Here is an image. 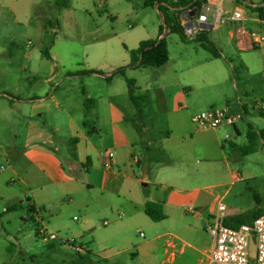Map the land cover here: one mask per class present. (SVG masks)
<instances>
[{"label": "rangeland", "instance_id": "rangeland-1", "mask_svg": "<svg viewBox=\"0 0 264 264\" xmlns=\"http://www.w3.org/2000/svg\"><path fill=\"white\" fill-rule=\"evenodd\" d=\"M3 1L14 6L20 23L14 22V17L7 10L0 17V73L1 71H63L59 94L65 96L64 89L72 87V95L75 90L79 93L75 94L74 99L85 100L83 95L85 87L101 85L98 83L106 85L107 80L91 77L89 79L93 83H90L84 78H72L67 75L77 71H114L120 66L128 65L130 50L135 48L134 45L140 40L157 37L159 27L163 23L157 7L154 4H146V0H71L66 9L58 8L53 0ZM33 1H37L35 5L30 4ZM251 1L260 3L263 0ZM215 2L216 4L224 2L228 11L232 7V2L228 0ZM49 19L59 20L58 28L46 24ZM42 36L43 42L40 40ZM165 36L170 46V61H167V64L127 67L124 70L125 74L114 75L110 89L119 93L116 99L120 102L128 101L127 79L135 82L137 94L145 93L139 89V86H147L153 80V71H232L234 80L238 83V90L243 94V99L248 105L262 102L264 48L249 50L237 48L229 37L225 25L207 29L208 39L220 52L218 58H215L212 51L203 46L199 40L189 38L190 41H182L174 32H167ZM54 41L57 51L55 63L43 54V51L49 49ZM111 66L115 68L111 69ZM180 78L188 79V76L183 74ZM1 85H4L3 81ZM219 87L223 92L217 91L216 86L201 88L202 92L215 94L214 98H207L203 102H197L196 90L190 94L189 109L178 112H160L155 94L149 87V95L146 93L148 101L144 103L142 112V117L146 115L145 122L150 127V130H146L144 134L145 138L154 136L155 131L159 133L169 128L173 130L172 138L154 142L156 144L154 153L156 152V156L161 161L155 160L151 163L154 171H151L149 176L154 179L158 171L169 167L168 164L177 168L186 167L191 174L189 180H186L187 191H191V188H201L199 195H205L209 190H213L214 194L223 196L228 210L235 215L255 211L264 214V141L259 140L257 151L242 154L240 147L235 148L230 141L222 140L223 148L217 146L213 149L214 153H211L203 148L202 141H198V134L194 138L191 137L197 132L195 128L198 124L194 119L196 115L212 107H224L225 104L221 103L225 100L223 96L231 93L234 98L237 94L229 82L221 83ZM211 99H217L219 102L211 103L214 106H210ZM243 118L239 124L241 134L234 135V128L228 126L233 141L240 146L248 143L246 133L249 123L255 129L264 127V114L258 111ZM65 124L61 134L64 138H68L67 122ZM0 135L4 142L3 145L0 142V264H107L109 261L98 255L101 249L92 245L93 229L84 231L79 236L75 234V230H81L86 212L71 203L67 195L60 199L64 203L60 216L62 228L59 231H49L58 232L66 239L75 237L77 240L75 245L79 246L80 250L60 239H44L39 233L38 221L31 217L26 203L22 206L18 205L17 208L10 206L8 211H4V206H9L10 199L6 183L9 168L5 160V151L13 137L11 129L3 124H0ZM136 152L138 154V151ZM58 154H63L62 149ZM142 169L141 163H136L131 158V168L128 172L140 177L145 175L141 174ZM231 171H239L243 180L235 182L226 192L229 185L225 184L232 180ZM85 173L86 170L80 168L74 174L83 177ZM15 181L17 182V179ZM140 185L145 189L144 191L149 188V186L144 187L142 182ZM101 193V190L95 189L87 196L91 204L87 216L92 226L101 227L95 235L104 231L105 227L113 228L123 223L130 226L132 220L122 199L117 195L103 192L104 200L99 202L97 197H101ZM105 221L107 224H104ZM136 225L139 224L132 223L127 229L123 228L122 235H139V231L135 230ZM111 244H114L113 240ZM254 251L253 243L252 254ZM122 258L133 260L130 252L124 253Z\"/></svg>", "mask_w": 264, "mask_h": 264}, {"label": "crops", "instance_id": "crops-1", "mask_svg": "<svg viewBox=\"0 0 264 264\" xmlns=\"http://www.w3.org/2000/svg\"><path fill=\"white\" fill-rule=\"evenodd\" d=\"M36 2L30 4L35 5ZM53 2L56 4V0ZM260 3H264V0ZM56 6L61 8L57 4ZM5 10L12 14L14 22L20 23L14 6L0 0V17ZM46 24L58 28L59 20L49 19ZM248 24L253 30L264 31V20L259 21L254 17ZM228 35L236 46V41L230 36L229 31ZM159 36L158 32L157 37ZM43 39L42 36L40 40L43 42ZM55 44L54 41L47 49L51 58H48L43 51L45 57L54 63L57 59ZM138 44L134 47L136 48ZM168 48L170 55L169 43ZM114 68L115 66H111V69ZM102 72L109 75L112 73V71ZM62 73L63 71H1L0 73V124L10 128L13 137L5 151V160L9 168L6 183L10 199L9 206H4V211H8V208L14 204L22 206L26 203L31 217L38 221L39 227L59 231L62 228L60 216L64 206L60 199L67 195L71 203L86 212L81 230H75V234L79 236L84 231L93 229L92 245L101 249L98 255L109 261L107 264L160 263L168 257L171 249L168 245L169 235L187 243L177 251L175 255L177 261L188 264L198 263L212 247V237L207 225L212 220L215 201L219 198L223 199V196L214 194L213 190H209L205 195H199L201 188H191V191H187L186 180H189L191 174L186 167L177 168L168 164L169 167L158 171L155 178L151 179L149 173L154 171L151 163L155 160L161 161L156 156V152L154 153L156 148L154 142L172 138L173 130L169 128L159 133L155 131L154 136L145 138L146 130H150L145 122L146 115L142 117L143 115L137 113L129 96L128 101L120 102L116 99L119 93L110 89V82L114 76L108 79L109 75L98 73L67 75L72 78H84L90 83H93L89 79L91 77L101 78L107 80V83L85 87L83 89L85 100L74 99L78 90L72 95V87L65 88V96H60ZM153 73V80L147 86L140 85L139 89L149 95L151 88L160 112L189 109L190 94L196 90L197 102L214 98L215 94L201 91L204 86H216L217 91L223 92L219 85L229 82L237 91L234 98L231 93L223 96L225 100L221 103H224V107L231 112L241 113V120L235 124L225 123L215 129H203L197 126L195 128L197 132L191 135L194 138L198 134V141H202L203 148L211 153H214L213 149L217 146L223 148L222 140L230 141L235 148L241 147L233 141L228 126L234 128V135H239L242 133L239 124L245 115L264 111L256 106L257 103L264 105V92L262 91V102L248 105L243 99V94L238 90V83L234 80L232 71H153ZM183 74H186L188 79H181L180 75ZM1 81L4 85H1ZM86 99H89L88 105ZM218 102L217 99H211L209 104ZM65 122L68 127V138H64L61 134L66 126ZM0 142L3 145L1 135ZM61 149L62 155L58 154ZM111 151L113 155L109 156ZM134 155L138 157L134 158ZM131 158L134 162L141 163L143 168L141 174L144 173V176L139 177L128 172L131 168ZM80 168L87 172L83 177L74 174ZM231 177L232 180L225 184L229 185L226 192L235 182L243 180L239 171H231ZM140 182L144 187L149 186V188L144 191ZM95 189L102 191L101 197H97L99 202L104 200L103 192L117 195L122 199L132 223L139 224L135 226L139 235H122L123 228L127 229L132 223H129L130 226L123 223L113 228L105 227L104 231L95 235L101 227L92 226L87 216L88 209L91 208L87 196ZM147 201L159 202L163 207L165 218L160 221L152 220L144 210ZM233 215L235 214L227 207L226 218ZM104 224H107V221ZM67 239L77 241L75 237ZM111 240L114 244H111ZM126 252H130L133 260L122 258Z\"/></svg>", "mask_w": 264, "mask_h": 264}, {"label": "built area", "instance_id": "built-area-1", "mask_svg": "<svg viewBox=\"0 0 264 264\" xmlns=\"http://www.w3.org/2000/svg\"><path fill=\"white\" fill-rule=\"evenodd\" d=\"M215 1L210 0L203 3L200 10L196 8L193 16L191 15L193 9L182 8L181 25L189 38H194L199 31L204 29L202 24L212 28L225 25L230 36L235 39L238 48L249 49L264 46V31L253 30L248 24L254 17L259 21L264 20L256 10L258 7H264V3L228 0L232 2V7L228 11L224 2L216 4ZM256 106L264 109L263 104L257 103ZM241 117V113L231 112L227 107H212L203 110L194 119L200 128L215 129L225 123L235 124L241 120ZM112 155L113 152H109V156ZM137 157L138 155H134V158ZM214 206L212 220L207 225V230L212 237V247L209 253L196 264H264V214L255 217L251 223L231 227L225 224L227 205L223 199H217ZM39 233L46 240L60 239L74 246L76 250H80V247L75 245L74 239H66L58 232L40 227ZM253 243L255 251L252 254L251 245ZM168 245L171 248L168 257L160 263L153 264H188L177 261L175 257L177 251L187 245L184 240L169 235Z\"/></svg>", "mask_w": 264, "mask_h": 264}, {"label": "trees", "instance_id": "trees-1", "mask_svg": "<svg viewBox=\"0 0 264 264\" xmlns=\"http://www.w3.org/2000/svg\"><path fill=\"white\" fill-rule=\"evenodd\" d=\"M210 0H146V4H154L160 12L162 20L167 24L169 31L179 35L181 40L190 41L189 37L185 33L184 27L181 25V13L183 7H189L191 9L197 8L200 10L203 3H207ZM158 3V5H156ZM56 4L59 7H68L70 0H56ZM258 15L264 19V7H258L256 9ZM255 11V10H254ZM164 23L159 27L160 36L157 38H150L141 40L136 48L130 50V62L126 66H120L116 68L107 77L112 78L115 74H123L127 67H146V66H162L169 60V48L166 36H162L164 33ZM199 40L203 46L209 48L212 51L214 57H219L220 54L217 49L212 45L207 37V29L199 31L195 38ZM48 58H51L47 50L44 51ZM98 73L104 74L102 71L89 70V71H77L73 74H91ZM128 83V96L133 106L136 108L139 115H143V105L148 101V95L146 93L137 94V88L135 82L132 79H127ZM89 99H86L88 105ZM264 110V109H261ZM260 114H264L261 111ZM248 143L245 146H241L240 150L242 154L253 153L258 149V142L260 139L264 141V127L255 130L253 125L249 123V130L246 133ZM18 205L14 204L10 208H17ZM9 209V208H8ZM145 213L154 221H160L165 218L163 207L159 202L147 201L145 204ZM258 212H243L237 215H233L225 218V224L228 226L238 227L243 223H251Z\"/></svg>", "mask_w": 264, "mask_h": 264}, {"label": "water", "instance_id": "water-1", "mask_svg": "<svg viewBox=\"0 0 264 264\" xmlns=\"http://www.w3.org/2000/svg\"><path fill=\"white\" fill-rule=\"evenodd\" d=\"M156 5H158V3H156ZM195 13H196V8H194L193 9V11H191V15L193 16V15H195ZM162 22L164 23V20H162ZM164 33H163V35L162 36H164V35H166V33L169 31V28H168V26H167V24L166 23H164ZM202 28H204V29H210V28H212L211 26H207L206 24H202ZM105 76H108L109 75V73H106V74H104Z\"/></svg>", "mask_w": 264, "mask_h": 264}]
</instances>
